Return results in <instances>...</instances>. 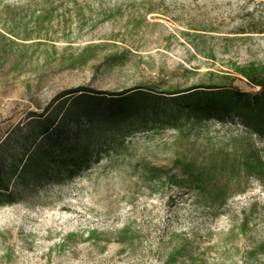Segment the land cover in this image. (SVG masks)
<instances>
[{
  "label": "rangeland",
  "instance_id": "1",
  "mask_svg": "<svg viewBox=\"0 0 264 264\" xmlns=\"http://www.w3.org/2000/svg\"><path fill=\"white\" fill-rule=\"evenodd\" d=\"M250 65L264 71V0H0V165L52 114L72 168L0 198V264H264V125L196 119L165 94ZM79 90L101 98L72 107ZM225 161L209 178L230 189L209 203L175 183Z\"/></svg>",
  "mask_w": 264,
  "mask_h": 264
},
{
  "label": "trees",
  "instance_id": "2",
  "mask_svg": "<svg viewBox=\"0 0 264 264\" xmlns=\"http://www.w3.org/2000/svg\"><path fill=\"white\" fill-rule=\"evenodd\" d=\"M235 73L237 77L245 78L249 83L260 88V92L251 96L244 94L235 90L234 83L237 79L236 76L225 75L224 79L227 80L226 86L220 87H198L185 91H175L170 93H165L167 95L173 96L175 101H179V104L185 110L188 111L190 117H196V119L208 118L210 115L222 119L224 113L234 112L238 116L243 117V119L248 123L255 132L260 135L261 131L259 127L264 125V71L256 67L255 65H250L247 67H236ZM224 87L230 90H222ZM199 89H215L218 90L217 94H204L203 91H195ZM194 91V92H193ZM76 93H82L79 96H75ZM131 92H128V94ZM101 93L90 91V90H79L75 92H70L68 95L72 97V107L77 104L86 103L94 104L99 101ZM116 98H111L112 102L118 103L121 108L125 107L126 100H121L122 96H112ZM68 99V98H67ZM59 106L55 108V112ZM39 110L45 111V108L39 107ZM85 116H89L87 113ZM63 119V118H62ZM62 119L57 120L52 118V114H48L44 119L37 120L39 125L38 132L35 133L36 141L38 144L36 148L29 152L25 160H15L12 162L10 169L5 172L4 168L0 165V198L5 197L6 201L12 203L14 196H16L21 187L28 185V176L31 175L33 182L36 183L40 177L45 174L54 172L56 174L62 172L64 169L69 170L70 173L72 168H68L66 159V154L63 144H60L54 135L55 130L62 128ZM65 120V119H64ZM55 141V144H53ZM4 143V142H3ZM2 143V144H3ZM1 144V145H2ZM0 145V146H1ZM87 150L83 151L85 154ZM72 167L76 165L75 161L71 162ZM261 163L259 158L256 161L248 160L246 162L247 168H254ZM236 163L231 164L228 167L227 162L216 163L211 162L204 166L200 170V175L195 178H181L180 182H175L176 185L180 187L184 186H194L197 185L199 190L202 192H210L213 194H200L199 197L202 203H209L211 199L225 195L230 189L231 178L224 176V179H219L215 184L212 185L209 175L212 172H220L221 174L227 173L230 170L236 168ZM6 175H11L13 178V188H10V180L6 178Z\"/></svg>",
  "mask_w": 264,
  "mask_h": 264
}]
</instances>
